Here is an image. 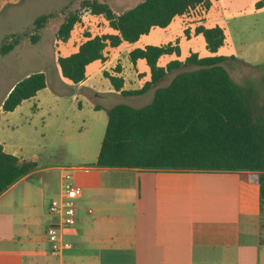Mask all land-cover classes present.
Masks as SVG:
<instances>
[{
  "label": "crops",
  "instance_id": "1",
  "mask_svg": "<svg viewBox=\"0 0 264 264\" xmlns=\"http://www.w3.org/2000/svg\"><path fill=\"white\" fill-rule=\"evenodd\" d=\"M211 9L206 11L198 7L175 18L165 29H152L136 44L123 43L117 48H106V60L88 65L86 79L79 84L65 79L61 70L56 73V77L61 78L60 84H51L47 73L40 71L46 76V88L23 101L15 111L33 102L38 113L47 110L49 117L55 116L53 124H57V132L67 138L70 125L61 112L70 92L89 90L99 97L94 83L106 72L122 77L126 91L142 89L127 86L124 73L127 65L132 64L129 53L148 45L160 46L168 41L174 44V37L181 44L186 30L190 38H185L199 37L194 33L197 26H219L217 22L209 25ZM199 10L204 12L205 22L170 29L177 19L183 23L187 15L197 14ZM113 33L108 27L104 34ZM86 40L85 35L70 38L68 41L73 44L68 55L76 53ZM67 42L57 40L56 45ZM59 56L61 54L57 55L56 64ZM160 61L159 65L164 66ZM142 62L145 61L132 64L139 78L146 75L137 69ZM118 65L122 67L121 73L111 71ZM21 80L9 85L4 100ZM169 83L160 81L148 91L154 94L157 88ZM109 92L121 94L114 88ZM75 99L76 95L72 96V101ZM0 144L5 152L11 153L5 143ZM97 158L92 166L78 168L89 195L87 198L83 190L77 205V224L65 228V238L73 247L59 256L51 253L47 238V230L56 219L47 215L50 204L43 208L39 204L48 190L44 179L36 180L33 173L0 196V264H264V213L258 184L242 180L238 172L98 168L94 166Z\"/></svg>",
  "mask_w": 264,
  "mask_h": 264
},
{
  "label": "trees",
  "instance_id": "2",
  "mask_svg": "<svg viewBox=\"0 0 264 264\" xmlns=\"http://www.w3.org/2000/svg\"><path fill=\"white\" fill-rule=\"evenodd\" d=\"M217 0H143L123 13H116L107 3L82 0L80 10L66 14L56 37L67 42L82 20V10L102 16L115 33L92 36L85 34L76 53L59 56L62 76L74 84L86 79V68L105 61V50L123 43L136 44L154 28H167L175 18L202 7L208 11ZM264 8V0L255 4ZM68 7L66 8V10ZM65 11V10H64ZM53 14L41 15L33 22L28 35L31 44L41 40L40 31ZM185 33L189 37V31ZM207 50L215 55L226 43L220 26H197ZM10 38V40H9ZM0 46V55L12 52L21 36L11 35ZM181 56L179 42L148 45L129 53L132 64L144 60L151 79L140 90H124V79L104 73L116 91L125 97L146 93L171 72L184 64L199 67L178 73L171 82L155 90L153 100L136 108L118 104L107 110L108 122L95 167L129 168L173 172H238L244 181L260 187V205L264 213V117H256L244 88L222 66L225 56L200 57L191 53L184 61L175 59L160 66L163 56ZM121 73V68H116ZM46 88L43 72L19 81L2 103L4 112H13L23 101ZM100 110L99 106H95ZM36 163L4 151L0 144V196L23 178L35 173ZM264 242V239H263Z\"/></svg>",
  "mask_w": 264,
  "mask_h": 264
},
{
  "label": "rangeland",
  "instance_id": "3",
  "mask_svg": "<svg viewBox=\"0 0 264 264\" xmlns=\"http://www.w3.org/2000/svg\"><path fill=\"white\" fill-rule=\"evenodd\" d=\"M81 1L0 0V46L11 35L23 37L12 52L0 55V142L6 144L12 155L36 163L35 174L32 177L36 180L44 179L48 186L47 194L39 202L42 208L59 196L64 177L71 178L76 185L82 187L88 198L89 192L81 180L82 173L78 168L92 166L95 162L105 135L107 110L118 104L140 108L149 104L154 96L151 91L140 96L128 97L111 94L109 90H113V87L109 79L101 75L94 83L100 92L99 97L89 90H83L72 91L65 98L61 115L65 114L69 121V138H62L61 133L57 132V124H53L55 116L49 117L47 110L38 113L33 102L25 103L11 113L2 110L1 103L9 85L29 74L45 71L51 84H60L61 78L56 77L60 67L55 60L58 54L67 56L73 43L68 41L56 45V34L66 14L80 10ZM99 1L107 3L120 14L143 0ZM255 2L256 0L215 1L209 12V20H212L209 25L217 22L220 27L223 26L226 35L225 45L213 55L207 50L202 35L187 39V34L184 33L181 44L176 39L180 44L181 56H163L160 64L166 66L177 58L184 61L191 52L198 53L200 57H228L222 66L244 88L256 117H264V10L257 11ZM81 13L84 18L82 17V22L75 26L71 38H80L86 33L104 35L108 31L109 24L104 17H95L86 10H82ZM47 14H53V17L39 32L41 40L33 45L28 37L33 29V22L39 16ZM203 16L204 12L199 10L197 14L187 15L183 23L177 19L170 29L205 22L207 19L202 18ZM173 40L175 44V37ZM117 67L122 69L121 65H118L111 71L115 72ZM198 68L184 64L179 70L168 73L162 81L167 84L178 73ZM137 69L142 73L146 72V75H140L142 78H139L132 64L126 67L124 75L128 88L140 89L151 79L150 69L145 62ZM74 95L76 99L72 101ZM95 106H101L102 110L95 111Z\"/></svg>",
  "mask_w": 264,
  "mask_h": 264
},
{
  "label": "built area",
  "instance_id": "4",
  "mask_svg": "<svg viewBox=\"0 0 264 264\" xmlns=\"http://www.w3.org/2000/svg\"><path fill=\"white\" fill-rule=\"evenodd\" d=\"M63 179L59 198L52 200L48 208L49 214L56 219V222L47 230L51 253L56 256L73 247V244L65 238V228L74 227L77 224L78 200L83 196L82 187L76 185L71 178ZM88 212L91 214L92 210Z\"/></svg>",
  "mask_w": 264,
  "mask_h": 264
}]
</instances>
